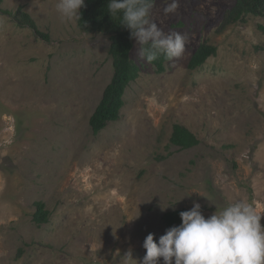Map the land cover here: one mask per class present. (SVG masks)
I'll return each instance as SVG.
<instances>
[{
  "label": "rangeland",
  "instance_id": "rangeland-1",
  "mask_svg": "<svg viewBox=\"0 0 264 264\" xmlns=\"http://www.w3.org/2000/svg\"><path fill=\"white\" fill-rule=\"evenodd\" d=\"M56 3L0 5L47 36L0 12V264H141L147 234L158 242L178 226L163 214L194 202L207 218L244 200L264 225V16L218 31L233 0H179L169 14L156 0L152 19L187 33L185 51L157 72L134 40L138 76L118 118L93 134L89 118L113 74L110 41L63 20ZM203 42L216 54L189 70ZM174 124L198 143L171 144ZM39 200L49 213L36 225Z\"/></svg>",
  "mask_w": 264,
  "mask_h": 264
},
{
  "label": "clouds",
  "instance_id": "clouds-1",
  "mask_svg": "<svg viewBox=\"0 0 264 264\" xmlns=\"http://www.w3.org/2000/svg\"><path fill=\"white\" fill-rule=\"evenodd\" d=\"M155 2L108 0L107 10L111 16L121 14V24L129 30L130 38H134L141 60L151 63L163 54L167 61L174 62L184 53L189 36L175 30L165 32L152 19ZM161 3L165 14L179 8V0H161ZM84 6V0H57L56 10L63 20L78 21L79 9ZM261 212L239 200L205 218L201 205L194 202L191 209L179 213L180 225L168 228L158 242L154 241L153 233L147 234L142 245L146 254L141 264H158L159 258L163 264H264ZM124 256L132 260L130 251Z\"/></svg>",
  "mask_w": 264,
  "mask_h": 264
},
{
  "label": "trees",
  "instance_id": "trees-1",
  "mask_svg": "<svg viewBox=\"0 0 264 264\" xmlns=\"http://www.w3.org/2000/svg\"><path fill=\"white\" fill-rule=\"evenodd\" d=\"M234 4L225 10L222 21L217 28L222 31L228 25L245 20L246 15L264 16V0H233ZM2 0H0V5ZM85 6L80 8V19L77 26L81 31L89 34H105L110 41L108 47L109 57L112 60L113 74L111 80L103 90L102 97L96 105L89 118V126L93 134H97L109 121L118 118L119 110L123 105V94L127 85L137 78L138 67L130 58V51L133 47V39L130 38L129 30L121 24V14L111 16L107 10L108 0H84ZM10 15L18 26H28L35 29L38 34L47 39L42 34L32 20V18L18 8L15 12L2 10ZM188 62V69L194 70L201 66L205 60L216 54L215 46L206 42L201 43L194 49ZM167 61L163 54L151 62L156 67L157 72H162L163 64ZM170 143L180 148H189L198 143L196 136L186 127L174 124ZM36 209L32 216V221L36 225L48 221V211L40 200L35 203ZM186 209H177L163 214V221L166 225H180L179 213Z\"/></svg>",
  "mask_w": 264,
  "mask_h": 264
}]
</instances>
